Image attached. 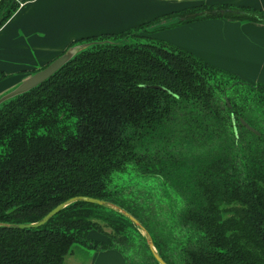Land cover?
Returning <instances> with one entry per match:
<instances>
[{"label": "trees", "instance_id": "1", "mask_svg": "<svg viewBox=\"0 0 264 264\" xmlns=\"http://www.w3.org/2000/svg\"><path fill=\"white\" fill-rule=\"evenodd\" d=\"M20 2L0 0V27ZM219 15L264 21L260 8L201 3L85 35L68 45L89 44L50 77L0 103V264H63L80 244L160 264L148 237L169 264H264V83L147 34L165 16ZM139 176L166 191L167 218L129 187ZM74 195L127 209L145 232L83 200L39 226H5Z\"/></svg>", "mask_w": 264, "mask_h": 264}, {"label": "crops", "instance_id": "2", "mask_svg": "<svg viewBox=\"0 0 264 264\" xmlns=\"http://www.w3.org/2000/svg\"><path fill=\"white\" fill-rule=\"evenodd\" d=\"M201 3L249 5L264 10V0L21 1L0 27V95L48 64L74 39L115 32L137 20H149ZM125 20L130 22L123 24ZM156 35L176 39L175 42L210 62L234 70L250 81L264 83V21L203 17ZM114 253L117 250L106 248L96 259L99 262L100 258H117L119 264H124Z\"/></svg>", "mask_w": 264, "mask_h": 264}, {"label": "rangeland", "instance_id": "3", "mask_svg": "<svg viewBox=\"0 0 264 264\" xmlns=\"http://www.w3.org/2000/svg\"><path fill=\"white\" fill-rule=\"evenodd\" d=\"M221 11H223V10L221 9ZM158 16H160V15H157V16L155 15V16L149 18V20L154 19L155 17H158ZM216 17H222V16L219 15V16H216ZM149 20H143V21L137 20V23H134L132 25L124 26V27H122L120 29H117L116 31L121 30V29H125V28H128V27H133V25H137V24H140V23H143V22H147ZM158 20H161V18H159ZM158 20H155V21L151 22L149 24V26H147L148 27L147 28V34L148 35H151L154 38H158L160 40H163L164 42L167 41L169 43H174V44L180 45L182 47L184 46L187 49H189L187 46L181 45L180 43L175 42L176 39L172 40L173 38H168V37L164 38V37L157 36L156 32H158V31H161V30H164L166 28L175 27L177 25H180V24H177V23H174V22L173 23H167V24L164 23L163 26L154 24ZM239 20L243 21L244 19H239ZM128 22H130V21H126L125 20V21H123V24H127ZM142 31H144V30H142ZM189 50H191V49H189ZM198 56H200V55H198ZM202 58H204V57H202ZM222 68H224V69H226L228 71H231V72H235L234 70L232 71V70L227 69L225 67H222ZM235 73L237 74V72H235ZM238 75H239V77H241L242 79H244L246 81L251 80V79L248 80L247 78L242 77L240 74H238ZM129 187L132 190H134L135 192H140L139 196L144 198V199H149L151 197L153 200L154 199L158 200V205L156 207L157 209H155L154 212H156V214H157V216L159 218H162V219H164L165 217L167 218V216L170 214V208H168V198L166 197L167 196L166 191H164L163 187L160 184H158L157 181L154 178L139 176L137 181H133V182H131L129 184ZM168 191H171V188L168 189ZM171 198H172V200H175V195L173 193H171ZM107 229L109 230L108 227H107ZM89 235L91 237H96L97 239H100V238L101 239H106L104 234L98 232L97 230H91ZM112 249L117 250L116 248H112ZM101 251H102L101 249H96V248L91 247V246L87 247V246L81 245V244L80 245H74L73 246V252L64 256L65 262L63 264H117V263L119 264L117 258H115L113 255L112 256L115 259L100 258V260L98 262L96 258L98 256V253L101 252ZM117 252L118 253H114V254H116L119 258H122L120 263L126 264V258H124V255H123L124 251L120 252L119 250H117Z\"/></svg>", "mask_w": 264, "mask_h": 264}, {"label": "water", "instance_id": "4", "mask_svg": "<svg viewBox=\"0 0 264 264\" xmlns=\"http://www.w3.org/2000/svg\"><path fill=\"white\" fill-rule=\"evenodd\" d=\"M17 1H22V0H13L14 3ZM179 18L177 16H165L161 18V20L156 21V25L163 26L164 23H173L176 22ZM86 44H89V41H84L81 43H75L68 45V47L60 54H58L56 57L51 59L48 64L45 66L36 69L34 72L31 74L27 75L24 77L16 86L13 88L3 92V94L0 95V103L3 102V100L10 98L12 96H15L21 92L27 91L35 85L43 82L46 80L48 77L52 75L57 69L62 67L65 63H67L68 59L71 58L79 49L83 48L86 46ZM74 200H83V201H91L94 203H98L101 205L105 204H110L112 207L118 209L120 212L122 211L129 219L131 222H133L134 225L139 227L145 232L144 226L141 224L139 219H137L131 212H129L127 209L120 208L119 206H116L115 204L109 203L106 199H101L95 196L91 195H74L71 198L62 201L58 204H56L53 208L48 210L46 214H44L42 217L39 218L37 221L33 222H6L5 226L9 227H14V228H23V227H33V226H39L40 224L46 222L51 216L56 214V212L64 207L65 205L71 203ZM149 248L153 254V257H155L160 264H169L165 261L163 257L158 253L156 250V247L154 246V242L150 239V237L147 238Z\"/></svg>", "mask_w": 264, "mask_h": 264}]
</instances>
